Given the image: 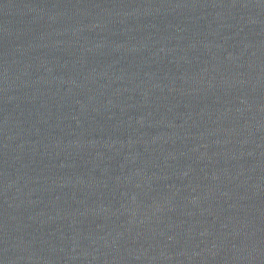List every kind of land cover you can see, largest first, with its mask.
Segmentation results:
<instances>
[{
	"label": "water",
	"instance_id": "water-1",
	"mask_svg": "<svg viewBox=\"0 0 264 264\" xmlns=\"http://www.w3.org/2000/svg\"><path fill=\"white\" fill-rule=\"evenodd\" d=\"M0 264H264V0H0Z\"/></svg>",
	"mask_w": 264,
	"mask_h": 264
}]
</instances>
